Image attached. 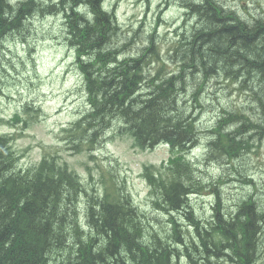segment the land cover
Returning a JSON list of instances; mask_svg holds the SVG:
<instances>
[{"label": "trees", "instance_id": "16d2710c", "mask_svg": "<svg viewBox=\"0 0 264 264\" xmlns=\"http://www.w3.org/2000/svg\"><path fill=\"white\" fill-rule=\"evenodd\" d=\"M187 1L195 9L192 13L198 18V26L191 34L182 35L174 47L171 58L178 64V72L162 75L161 69L151 67L160 59L154 34L150 36L151 47L136 56L121 58L116 42L120 24L113 11L104 10L105 0H58L49 5L38 0L15 4L0 0V41L22 26V16H31L40 7L43 16H64L63 41L76 48V64L91 105L90 112L68 131L74 137L70 139L75 143H94L115 121H121L143 148L160 143L170 145L172 157L168 165L161 170L147 168L145 176L156 198L155 205L171 216L173 224V233L167 238L150 231L131 195L117 187H106L103 196H89L86 208L89 230H85L78 217V200L82 193H88L79 176L54 157H45L39 167L17 170L18 157L10 139L0 136V264H185L183 261L206 264L210 255L223 254L224 244L216 243L217 229L227 236V248L238 257L250 254L248 247H256L247 243L259 238L255 222L264 223V213L257 212L252 200L247 201L251 204L244 205L232 222L223 221L214 208L216 215L204 225L189 210V195L205 187L196 176L195 166L186 158L200 130L193 112L196 105L180 99V88L186 82L181 79L180 87L177 81L186 73V79L202 90L207 86H203L205 80L218 74V68L229 67L221 69V74L238 80L241 76L235 71L250 72L259 82L258 89L254 93L251 88V93L257 96L264 92V58L260 57L264 52V19L249 24L236 11L222 7L218 0ZM85 5L89 14L81 9ZM4 14L15 16L7 18ZM88 24L92 32L101 34L89 35L90 29L84 26ZM183 64L186 68H181ZM149 65L158 73L146 79L141 72ZM243 78L244 83L252 86ZM136 94L138 97L134 98ZM192 99L198 100L193 96ZM258 99L260 104L264 102L263 94ZM133 105L137 107L133 109ZM228 112L232 116L225 113L226 119L222 120L231 119L243 125L225 131L219 119L208 144L210 157L218 156L220 150L226 157L236 158L237 152L248 149L250 140L246 144L237 143L239 136L244 141L250 132L246 126L254 135L264 133L261 123L252 116ZM181 212L195 231L189 241L184 239L183 232L179 233L182 228L174 216ZM231 228L239 234H233ZM254 253L253 261L250 256V260L241 264H258L259 255Z\"/></svg>", "mask_w": 264, "mask_h": 264}, {"label": "rangeland", "instance_id": "374dc122", "mask_svg": "<svg viewBox=\"0 0 264 264\" xmlns=\"http://www.w3.org/2000/svg\"><path fill=\"white\" fill-rule=\"evenodd\" d=\"M10 1L15 4L21 0ZM38 1L48 4L57 0ZM217 2L222 7L236 11L240 19L249 24L256 19H264V0H218ZM190 3L187 0H105L104 10L111 12L114 9L113 12L120 24L116 42L121 51V58L136 56L138 52L142 53L145 48L151 47V40L148 38L151 33L157 34V40H153L155 48L156 45L159 46L164 57L168 58V50L177 45L181 33L188 34L198 26L196 23L198 18L196 19L195 14L192 13L195 9L191 8ZM40 8L31 16H22L24 18L22 26L7 33L8 36L5 35L0 41V134L14 136V148L21 154L19 164L21 168L37 165L47 151L53 154L57 152L62 155V159L70 168L80 175L90 195L94 193V189L99 194L104 193L102 181L107 185L114 182L124 187L144 214L145 224L149 223V230L157 231L167 238L173 233L171 217L153 204L143 174L145 166L151 164L160 166L163 161H167L170 155L169 148L159 145L151 151L141 150L134 145L133 138L128 134L120 133L121 121H116L115 124L113 123L114 126L112 125L113 128L111 129V126L104 133L103 142L94 151L74 154L68 150L61 131L89 109L86 88L80 75L81 70L76 65L75 51L68 49L63 41L62 32H65V25L62 26V18L52 16L53 14L43 16ZM188 8H191L189 15L185 10ZM81 9L83 10V7ZM83 11L89 14L90 9L87 7ZM14 16L15 14L12 16L4 14L7 18ZM84 26L89 30L91 24ZM87 33L97 37L101 34L92 32L91 29ZM91 42L93 43V40ZM260 57L264 58V52ZM151 59L153 61L154 57ZM108 61L112 62L111 59ZM151 65L154 66L153 68L159 67L157 62ZM151 67L149 65L147 71H152L151 76L157 75L158 71ZM177 67L176 62H169L165 70L167 72L162 71V75L170 74L169 69L175 70ZM223 68L225 67L218 68L216 70L218 74H213L205 80L203 86H207L197 98L199 103L194 104L196 106L193 111L194 116L198 118L200 133L195 146L188 153V158L195 164L196 176L204 183L205 190L189 197L188 207L195 213L193 215L197 221L200 220L204 225L212 219L213 209L218 204L223 221H228L241 202H251V200L257 203L258 212L264 213V133L254 135L253 130L246 126L250 132H247L244 141L240 140L239 136L237 143L246 144L250 140L251 146L247 150L237 152L236 158L223 156L219 153L220 150L216 157L209 155L211 148L208 144L213 139L211 134L213 125L217 124L219 119H226L227 114L224 113L222 116L224 110L232 111L235 106L249 110L254 120L261 123L264 129V102L260 104L258 99L262 94L264 96V92H260L257 96L251 93V88L254 93L258 89L259 82L254 80L252 73H241V70L235 71L241 76L238 80L227 78L221 74ZM243 76L252 86L243 82ZM144 84L146 87L149 86L148 82ZM182 94L180 99L183 103L192 99L191 95L187 98ZM249 94L252 96L251 99ZM137 97L136 94L134 98ZM136 107L133 105V109ZM227 111L230 117L231 113ZM16 114H20L21 120L12 122ZM229 117L227 119H230ZM25 121L28 123L27 126ZM222 124V127L226 128L225 131H233L235 125H243V122L230 119L229 122L222 120ZM92 155L94 159L91 158ZM220 178H222V182L219 183L221 199L217 202V181ZM245 178L251 183H244ZM88 201L89 196L82 193L79 198V215L84 227L87 226L85 211ZM250 202L248 204H251ZM174 214L180 223L185 240L189 241L193 235L191 222L185 218L183 212ZM262 223L260 220L255 222L259 238L257 236V239H250L247 243H254L258 250H255L256 247H248L247 250L251 255L245 253L244 256L238 257V260L243 257L250 260L251 256L253 261L252 256L255 252L254 256L257 253L259 255L258 264H264V227L263 231L259 229ZM229 231L233 232V229ZM233 234L238 235L239 231L236 230ZM223 244L222 251L227 248L228 242ZM208 260L206 264H225L228 258L222 254Z\"/></svg>", "mask_w": 264, "mask_h": 264}, {"label": "bare ground", "instance_id": "6f19581e", "mask_svg": "<svg viewBox=\"0 0 264 264\" xmlns=\"http://www.w3.org/2000/svg\"><path fill=\"white\" fill-rule=\"evenodd\" d=\"M84 5V4H83ZM83 8H86V5H85V7H83ZM183 9V8H182ZM227 9V8H226ZM186 10V9H185ZM189 11V10H188ZM52 16H54V15H52ZM57 16V15H56ZM58 17H60V19L62 18V26L63 25H65V18H64V16H61V14H59V16ZM186 18V17H185ZM193 18V17H192ZM197 19V18H196ZM251 21V20H250ZM263 21V20H262ZM188 23V22H187ZM251 23H254V22H251ZM27 25V24H26ZM29 25V24H28ZM119 26V25H118ZM193 31V29L191 30V31H189V33L191 34V32ZM62 33H64V32H62ZM13 34V33H12ZM183 36L184 35H186L185 33H181ZM6 36H8L7 34H6ZM182 37V36H181ZM187 37V36H186ZM189 37V36H188ZM181 39V38H180ZM89 42V41H88ZM65 43V42H64ZM65 45H66V47H68V49H70V50H74V51H76V48H75V46H73V45H69V43H65ZM137 54H139V52L137 53ZM174 54V53H173ZM172 57V56H171ZM126 58H128V57H126ZM123 59V58H122ZM77 65V64H76ZM154 67V66H153ZM181 68H186V64H183L182 66H181ZM149 70H150V68H149ZM154 70V69H153ZM180 71H182V70H180ZM151 74H152V71H147V69L144 71V72H141V75H143V77H145L146 79H150V78H153V75L151 76ZM140 75V76H141ZM183 76V77H182ZM181 79H183L186 83H185V85H182V84H180V80ZM144 80V79H143ZM146 82V81H145ZM177 82H179V85H180V87H182V86H185V87H182V88H180V90L182 91V95H184V94H190V95H192L193 97H195V98H199L200 96V93L201 92H204V90H205V88H206V86L205 87H203V89L202 90H199L200 89V87L199 86H197V85H195V84H193V83H191V82H189L187 79H186V73H183L180 77H179V81H177ZM182 85V86H181ZM199 91H200V93H199ZM179 93V92H178ZM181 96V95H180ZM201 96H202V94H201ZM197 103H199V101L198 100H196V99H192V100H189V101H187V104H197ZM116 122V121H115ZM111 127V126H110ZM109 127V128H110ZM109 130V129H108ZM194 147V146H193ZM192 147V148H193ZM191 148V149H192ZM219 153H221V151L219 152ZM223 155V154H222ZM224 156V155H223ZM243 180H245L244 181V183H251L250 181H248V179H243ZM262 200H263V198H262ZM255 204H257V203H255ZM261 205V204H260ZM255 206V205H254ZM256 209L258 210V208L256 207ZM222 210H223V208H222ZM242 211H243V209H242ZM258 212V211H257ZM197 219V218H196ZM213 219V218H212ZM211 219V220H212ZM228 221H231V220H228ZM238 221H240V217H239V220ZM210 222V221H209ZM208 222V223H209ZM232 222V221H231ZM178 223V222H177ZM208 225V224H207ZM238 225V224H237ZM236 225V226H237ZM235 226V227H236ZM179 228V227H178ZM177 228V229H178ZM181 230V229H180ZM178 232V231H177ZM182 231H179V233H181ZM178 233V234H179ZM183 234V233H182ZM180 237V236H179ZM175 238V237H174ZM185 239V238H184ZM183 240V239H182ZM172 244H174V242L172 243ZM178 248H180V247H178ZM222 253H223V255L226 257V258H228V260H232L233 262H235L236 264H241V262L237 259V253H235V252H232V251H229V248H225L223 251H222ZM215 256L214 255H210V258L211 259H213ZM259 260L260 259H258V262H259ZM252 261V260H251ZM250 261V262H251Z\"/></svg>", "mask_w": 264, "mask_h": 264}, {"label": "flooded vegetation", "instance_id": "af4514ba", "mask_svg": "<svg viewBox=\"0 0 264 264\" xmlns=\"http://www.w3.org/2000/svg\"><path fill=\"white\" fill-rule=\"evenodd\" d=\"M241 261H246V259H242Z\"/></svg>", "mask_w": 264, "mask_h": 264}]
</instances>
